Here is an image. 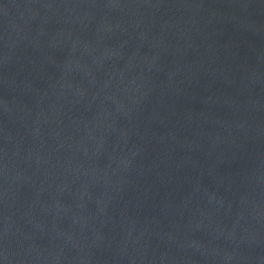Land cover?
<instances>
[{
    "label": "water",
    "instance_id": "obj_1",
    "mask_svg": "<svg viewBox=\"0 0 264 264\" xmlns=\"http://www.w3.org/2000/svg\"><path fill=\"white\" fill-rule=\"evenodd\" d=\"M0 264H264V0H0Z\"/></svg>",
    "mask_w": 264,
    "mask_h": 264
}]
</instances>
